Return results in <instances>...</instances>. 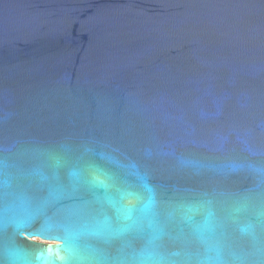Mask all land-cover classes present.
<instances>
[{
    "label": "water",
    "instance_id": "water-1",
    "mask_svg": "<svg viewBox=\"0 0 264 264\" xmlns=\"http://www.w3.org/2000/svg\"><path fill=\"white\" fill-rule=\"evenodd\" d=\"M0 264H264V0H0Z\"/></svg>",
    "mask_w": 264,
    "mask_h": 264
}]
</instances>
